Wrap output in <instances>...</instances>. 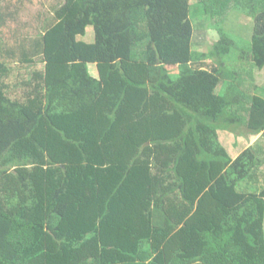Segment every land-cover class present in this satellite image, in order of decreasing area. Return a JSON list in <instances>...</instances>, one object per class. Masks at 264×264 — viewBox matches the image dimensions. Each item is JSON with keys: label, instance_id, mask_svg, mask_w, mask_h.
<instances>
[{"label": "trees", "instance_id": "16d2710c", "mask_svg": "<svg viewBox=\"0 0 264 264\" xmlns=\"http://www.w3.org/2000/svg\"><path fill=\"white\" fill-rule=\"evenodd\" d=\"M234 9L253 33L232 81ZM29 44L22 99L0 49V264H264V186L238 189L264 166V0H63ZM218 130L260 142L233 158Z\"/></svg>", "mask_w": 264, "mask_h": 264}, {"label": "rangeland", "instance_id": "374dc122", "mask_svg": "<svg viewBox=\"0 0 264 264\" xmlns=\"http://www.w3.org/2000/svg\"><path fill=\"white\" fill-rule=\"evenodd\" d=\"M196 1L197 0H190L191 3H195ZM62 2L63 0H6L0 3V11L7 16L6 23L1 29L0 49L3 51L2 48L4 45L2 43L9 42L11 44L10 46H6V48H11L16 51V56L14 54L11 58H7V61L12 67L10 74L7 77V81L10 85L19 81L20 78H16L18 81L13 78L14 76H17L18 73L23 74V78L27 79L32 69H39L42 67V64L39 63L33 66L25 65L24 63L16 64L15 61H18V49L20 48L17 46L22 44L24 47H28L31 44H29V42L34 40L39 33L43 32L46 26L53 22V10ZM190 16L194 28L193 50L206 53L218 39V32L215 29L207 28L205 26L207 22L203 15V11L199 6L190 13ZM219 26L234 42L230 53L223 59L224 65L232 74V77L229 79L232 81L234 79H241L240 76L245 77V75H243L244 72L239 66L242 62L239 56L244 50L248 49L250 37L253 33V19L246 14V10L234 9L229 16L219 24ZM77 38L85 42H92L94 38L92 26H87L85 34L83 36H78ZM18 65H20V69H18ZM95 68V64H88L90 73L92 69L95 71ZM17 69L18 71H16ZM173 71L176 73L177 69H173ZM17 84H19V82ZM22 86L20 92L14 93L13 96L19 99L23 98L26 88ZM257 93L264 95V93L259 90H257ZM218 141L225 145L230 152L237 153L242 150L247 143V145H249L250 142V144L254 143L255 145L260 142V139L255 135L251 136L247 141L242 136L236 138L233 137L232 133L224 132ZM263 145L264 144L261 142L260 147ZM253 176L255 177L252 179H246L242 181V183L240 182L241 184L238 185V189L241 190L243 187L253 190L264 186V166L257 169Z\"/></svg>", "mask_w": 264, "mask_h": 264}, {"label": "crops", "instance_id": "0c3cea01", "mask_svg": "<svg viewBox=\"0 0 264 264\" xmlns=\"http://www.w3.org/2000/svg\"><path fill=\"white\" fill-rule=\"evenodd\" d=\"M1 34H2V32H1ZM1 37V36H0ZM3 45H4V47L2 48L3 49V51H2V53L4 52V53H6V52H8V50H10L11 48H6V46H10V44L11 43H9V42H4V43H2ZM9 53V52H8ZM16 62V64H18L19 63V61H15ZM37 63H39V64H42V67L41 68H39V69H36V70H40V69H42L43 68V62H41V61H38V62H36L35 64H25V65H36ZM12 64V63H11ZM20 64V63H19ZM7 65L12 69V67L10 66V63L7 61ZM17 67H19L18 69H20V65H18ZM10 69V70H11ZM18 69L16 70V71H18ZM32 70H34V69H32ZM15 71V72H16ZM90 72V71H89ZM92 76H94V77H97V70H96V68H95V71H94V69H92L91 70V73H90ZM8 77V76H7ZM14 79H19V84H17V83H14V84H12V85H10V93H9V95L11 96V97H15V96H13L14 95V93H16V92H20V88H21V86H22V81H23V74H21V73H18V75L17 76H14L13 77ZM5 81H6V83L8 82L7 81V78L5 79ZM9 83V82H8ZM13 83V82H12ZM20 83H21V86H20ZM23 87V86H22ZM223 86L221 85H219L217 88H216V91L217 92H221L223 89ZM23 93V92H22ZM222 132V133H221ZM224 132H229V131H227V130H218L217 131V133H218V139L220 138V136L224 133ZM230 133H232V132H230ZM233 134V137H239V136H242L244 139H246L247 141L249 140V138L251 137V136H255V135H251V134H246V135H241V134H235V133H232ZM259 135L260 134H258V135H256V136H258V138H259ZM221 143V142H220ZM251 143V142H250ZM249 143V145H247L246 144V146H244L243 148H242V150L244 149V148H246V147H248V146H250V145H254V143L253 144H250ZM222 144V143H221ZM258 144V143H257ZM223 145V144H222ZM224 147H225V149L227 150V152L229 153V155L231 156V157H235V156H237V154L241 151H239V152H235V153H233L232 151L230 152V150L225 146V145H223Z\"/></svg>", "mask_w": 264, "mask_h": 264}]
</instances>
